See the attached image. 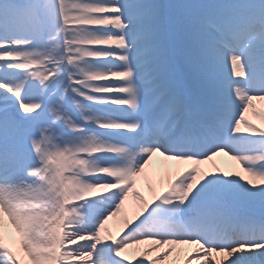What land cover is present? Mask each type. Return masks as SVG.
Masks as SVG:
<instances>
[{
    "label": "snow or ice",
    "instance_id": "obj_1",
    "mask_svg": "<svg viewBox=\"0 0 264 264\" xmlns=\"http://www.w3.org/2000/svg\"><path fill=\"white\" fill-rule=\"evenodd\" d=\"M255 101L264 0H0V264H264Z\"/></svg>",
    "mask_w": 264,
    "mask_h": 264
},
{
    "label": "bare ground",
    "instance_id": "obj_2",
    "mask_svg": "<svg viewBox=\"0 0 264 264\" xmlns=\"http://www.w3.org/2000/svg\"><path fill=\"white\" fill-rule=\"evenodd\" d=\"M254 103L256 104L257 107H264V102L255 101ZM249 118L252 120L253 123H259V124H260L258 117L253 116L252 113H251V111L249 112ZM219 158H220L221 160L218 161V162L221 163L222 165H226V164H230V163H231V162L227 161V158H226V157H219ZM219 158H217V159H219ZM167 163H168V162H165V161H163L162 158H159V157H158V158L153 162V165H159L160 167L165 168V165H166ZM153 165H152V166H153ZM150 179H152V173H151V175H150ZM143 187H145V190H146L145 193L147 194V184L145 183V184L143 185ZM134 251H135V250H131V249H130L128 254L130 255V254H132Z\"/></svg>",
    "mask_w": 264,
    "mask_h": 264
},
{
    "label": "rangeland",
    "instance_id": "obj_3",
    "mask_svg": "<svg viewBox=\"0 0 264 264\" xmlns=\"http://www.w3.org/2000/svg\"><path fill=\"white\" fill-rule=\"evenodd\" d=\"M131 255V254H130Z\"/></svg>",
    "mask_w": 264,
    "mask_h": 264
}]
</instances>
